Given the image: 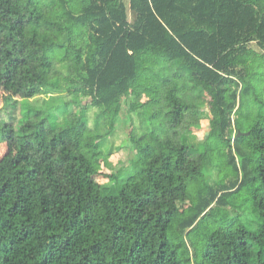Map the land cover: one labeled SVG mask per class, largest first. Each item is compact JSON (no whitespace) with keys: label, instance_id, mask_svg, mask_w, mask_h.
Listing matches in <instances>:
<instances>
[{"label":"trees","instance_id":"16d2710c","mask_svg":"<svg viewBox=\"0 0 264 264\" xmlns=\"http://www.w3.org/2000/svg\"><path fill=\"white\" fill-rule=\"evenodd\" d=\"M251 45L264 51V0H0V86L87 98L106 126L91 130L85 108L61 125L28 111L3 135L0 264H264V53ZM132 93L130 113L151 129L130 140L134 172L101 186L85 151L102 148ZM202 93L227 184L196 185L206 154L185 132L199 127ZM244 110L247 135L233 139ZM243 188L257 233L223 211Z\"/></svg>","mask_w":264,"mask_h":264},{"label":"rangeland","instance_id":"374dc122","mask_svg":"<svg viewBox=\"0 0 264 264\" xmlns=\"http://www.w3.org/2000/svg\"><path fill=\"white\" fill-rule=\"evenodd\" d=\"M128 7V0H122ZM128 20L132 21V14L128 10ZM258 53H264V51L258 50L254 45H251ZM264 92V86L262 87ZM136 98V93H132L130 97L124 98L122 102V114H120L113 132L105 138V142L101 149H96L91 146L85 151L86 158L96 167L97 176L94 178V182L101 186H108L109 177L111 175L117 177V187L123 184L126 178L134 172L132 162H135V154L130 148V140L134 139V136L142 135L147 132L148 120L147 114H133L129 111V104L132 99ZM16 100L18 107L5 110V100ZM140 103H145L147 98L142 95L138 99ZM77 102V104H64L65 102ZM199 101L202 102L201 107V119L199 121V127H192L189 132H185L188 141L192 144L200 145V148L206 154V163L202 170V177L198 180L196 185L201 184V180H204L207 184H223L227 181H233V171L226 165L225 156L222 155V151L218 149V144L214 140H210L208 137V122L209 111L208 102L209 97L202 93ZM250 101V99H248ZM89 99L84 97H75L73 94L58 93L54 95H42L32 100L21 99L19 93L10 85L2 84L0 86V176H8L9 170L7 162L3 160L9 157L12 153L7 145V139L3 135H15L17 128L22 125V122L30 119V116L25 115L28 111L33 113H40L37 120L44 118L46 123H57L61 125L68 114L75 113L80 110L79 108H85L87 110V124L91 130L101 134L106 131L105 122L103 119H96V110L89 104ZM248 112L244 110L240 114L239 121L240 133H247L246 116ZM22 118V120H21ZM154 126L158 125V120L152 123ZM151 129V128H150ZM14 137V136H13ZM238 138V137H237ZM234 139V135H233ZM236 139V138H235ZM255 159V156H254ZM254 163L251 164V169L254 167ZM117 187L109 186L103 190V195H113L116 193ZM198 189V188H197ZM197 189L191 193V197L194 198ZM233 205L236 209L229 205L223 209L229 216H235L250 232L257 233L259 231V219L253 213V210L249 206V202L246 199V188H243L235 196ZM188 205L181 206V210L186 209ZM230 218V217H229ZM210 228V224H205L204 227L188 237V240L195 246H199L202 242V236L204 229Z\"/></svg>","mask_w":264,"mask_h":264},{"label":"water","instance_id":"95a60500","mask_svg":"<svg viewBox=\"0 0 264 264\" xmlns=\"http://www.w3.org/2000/svg\"><path fill=\"white\" fill-rule=\"evenodd\" d=\"M241 135H247V133H240V132H237L234 138H237V137H239V136H241Z\"/></svg>","mask_w":264,"mask_h":264}]
</instances>
